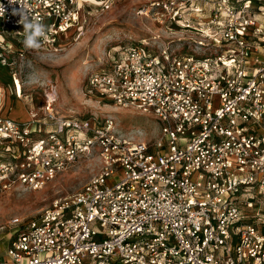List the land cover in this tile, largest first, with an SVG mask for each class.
I'll use <instances>...</instances> for the list:
<instances>
[{
    "label": "built area",
    "instance_id": "built-area-1",
    "mask_svg": "<svg viewBox=\"0 0 264 264\" xmlns=\"http://www.w3.org/2000/svg\"><path fill=\"white\" fill-rule=\"evenodd\" d=\"M86 2L0 0L1 66L25 58L21 4L48 21L47 44ZM150 8L204 40L189 38L186 52L160 35L127 41L87 86L159 120L153 139L113 114L59 116L49 96L43 117L0 115V192L42 191L96 164L79 191L10 233L0 264H264V0H152L138 13Z\"/></svg>",
    "mask_w": 264,
    "mask_h": 264
},
{
    "label": "rangeland",
    "instance_id": "rangeland-1",
    "mask_svg": "<svg viewBox=\"0 0 264 264\" xmlns=\"http://www.w3.org/2000/svg\"><path fill=\"white\" fill-rule=\"evenodd\" d=\"M151 1L115 0L104 10L94 0H88L81 10L78 25L55 42L43 44L40 40L39 49H27L23 44L25 38L15 39L26 53L15 69L0 64V115L19 121L29 120L32 112L43 117L41 111L52 94L59 116L73 114L84 118L113 114L122 131L137 129L146 140L153 139L161 128L159 120L133 108H116L109 99H103L87 86L89 74L109 66L118 46L127 41L160 35L159 42L168 43L174 49L185 46L182 52H186L191 50L187 43L189 38L204 40L199 33L181 32L177 24H159L155 20V9L150 8L149 16L140 15L139 9ZM47 24L45 21L44 25ZM95 165V162H85L73 167L42 191L20 188L0 192V237L5 241L1 251L9 244L10 233L19 225L37 218L56 198L79 191L96 171Z\"/></svg>",
    "mask_w": 264,
    "mask_h": 264
},
{
    "label": "clouds",
    "instance_id": "clouds-1",
    "mask_svg": "<svg viewBox=\"0 0 264 264\" xmlns=\"http://www.w3.org/2000/svg\"><path fill=\"white\" fill-rule=\"evenodd\" d=\"M21 3V0H19ZM4 11L2 5H0V13ZM20 16V23L23 26V32L25 39L23 44L27 49H39L41 47L40 39L44 37L46 33V26L39 21L30 18L29 11L25 9L22 4L19 12L15 13Z\"/></svg>",
    "mask_w": 264,
    "mask_h": 264
},
{
    "label": "bare ground",
    "instance_id": "bare-ground-1",
    "mask_svg": "<svg viewBox=\"0 0 264 264\" xmlns=\"http://www.w3.org/2000/svg\"><path fill=\"white\" fill-rule=\"evenodd\" d=\"M48 95H49V94H48ZM51 95H52V94L49 95L50 100H51V101H54V97H52Z\"/></svg>",
    "mask_w": 264,
    "mask_h": 264
}]
</instances>
